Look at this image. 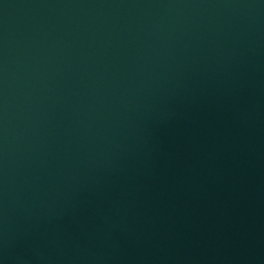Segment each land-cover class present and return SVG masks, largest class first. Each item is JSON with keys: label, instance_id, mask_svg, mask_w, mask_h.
<instances>
[{"label": "water", "instance_id": "obj_1", "mask_svg": "<svg viewBox=\"0 0 264 264\" xmlns=\"http://www.w3.org/2000/svg\"><path fill=\"white\" fill-rule=\"evenodd\" d=\"M0 264H264V0H0Z\"/></svg>", "mask_w": 264, "mask_h": 264}]
</instances>
